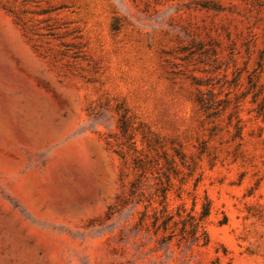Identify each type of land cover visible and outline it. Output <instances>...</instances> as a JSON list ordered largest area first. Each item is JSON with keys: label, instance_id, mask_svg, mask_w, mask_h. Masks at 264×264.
<instances>
[{"label": "rangeland", "instance_id": "374dc122", "mask_svg": "<svg viewBox=\"0 0 264 264\" xmlns=\"http://www.w3.org/2000/svg\"><path fill=\"white\" fill-rule=\"evenodd\" d=\"M0 264H264V0H0Z\"/></svg>", "mask_w": 264, "mask_h": 264}, {"label": "trees", "instance_id": "16d2710c", "mask_svg": "<svg viewBox=\"0 0 264 264\" xmlns=\"http://www.w3.org/2000/svg\"><path fill=\"white\" fill-rule=\"evenodd\" d=\"M208 214V204H206L204 211H203V216H206Z\"/></svg>", "mask_w": 264, "mask_h": 264}, {"label": "clouds", "instance_id": "9594fccd", "mask_svg": "<svg viewBox=\"0 0 264 264\" xmlns=\"http://www.w3.org/2000/svg\"><path fill=\"white\" fill-rule=\"evenodd\" d=\"M173 11H174V9H173Z\"/></svg>", "mask_w": 264, "mask_h": 264}]
</instances>
